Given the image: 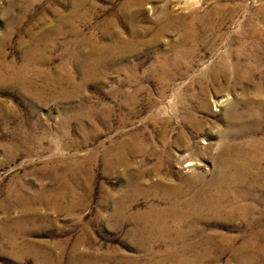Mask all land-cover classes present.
Returning a JSON list of instances; mask_svg holds the SVG:
<instances>
[{"label": "rangeland", "instance_id": "obj_1", "mask_svg": "<svg viewBox=\"0 0 264 264\" xmlns=\"http://www.w3.org/2000/svg\"><path fill=\"white\" fill-rule=\"evenodd\" d=\"M126 2L92 0L77 8L75 0H0V72L11 76L0 82V264H50L35 252L15 253L8 236L17 232L30 248L51 250L57 258L51 264H264L262 183L248 180L244 188L235 189L237 195L244 190L243 202L255 217L207 216L187 236L189 245L171 248L176 232L160 238L159 229L142 215L154 204L167 203L147 186L135 194L130 173L139 169L158 178L157 156L134 153L132 135L139 133L144 146L161 147L164 128L176 159L188 152L183 141L176 142L179 131L196 144L197 163L174 164L173 171L184 176L205 172L210 178L219 152L216 143L228 128L229 106L243 102L246 90L253 96L264 83V0H144L137 14L133 6L122 11ZM166 5L186 20L221 7L217 20L223 29L216 28L214 35L196 44L195 55L188 58L191 68L171 70V60L165 71L163 58L158 59V53L182 39L174 28L166 32L159 27L160 20L169 21L160 13ZM76 10L80 15L74 18ZM254 24L260 35H251ZM187 45L193 48L192 43ZM78 54L76 64L73 57ZM91 55L102 57L92 70L104 74L84 81L91 69L86 63L94 60ZM237 62L242 64L239 74ZM222 66L233 74L215 81L213 72ZM187 115L203 121L197 135L184 122ZM255 135L264 140L261 130ZM248 138L250 134H244V141ZM203 141L214 147L202 148L207 147ZM123 151L125 161L132 163L130 170L126 163L112 162ZM69 160L81 165V174L70 175L72 185L81 187L79 208H67L64 200L60 211L52 200L37 194L58 186L51 166ZM167 161L159 174H165ZM20 190L25 198L36 196L37 214L20 213L16 203ZM124 196L121 216L118 201ZM43 198L46 201L41 202ZM20 217L24 223H14ZM221 235L230 241L206 243ZM177 248L185 252L184 259Z\"/></svg>", "mask_w": 264, "mask_h": 264}, {"label": "bare ground", "instance_id": "obj_2", "mask_svg": "<svg viewBox=\"0 0 264 264\" xmlns=\"http://www.w3.org/2000/svg\"><path fill=\"white\" fill-rule=\"evenodd\" d=\"M134 1L136 2V4L133 3ZM134 1L132 2V0H127V2L123 5L122 11L127 13L128 9L131 6H133L134 12L136 14H137V12H140V10L142 9L144 0H134ZM90 2H92V0H75V6L77 8H79V7L82 8V6L87 5ZM79 13L80 12H77V10H76V12L73 15L74 18L77 17L78 15H80ZM160 13H161V15L164 16V19L166 18L167 21L168 20L169 21L165 22V20H163V19L160 20V22H159L160 26L159 27L163 31H166V32L170 31L172 28H174L173 31L179 32L180 36L182 37V39L180 38L181 40H179L178 43L172 44L169 48H166L165 51L160 52L161 54L158 53L159 54V55H157V56H159L158 59L163 58L161 66L164 68L165 71H168L171 60H172L171 70L172 69L177 70V69L183 67L184 65H186L187 68H191V64L188 62L189 61L188 58L190 56L195 55L194 50H196L195 49L196 44L198 42H202L204 40V38H207L208 36H210L212 34L214 35V32H216V30H217L216 28L221 29L223 26V22L218 25L219 21L217 19H219L218 17L221 14V7H219V6L211 9L210 11H208L204 15H198L197 14L192 20H186L185 16L183 17L181 14L174 13L169 8V6H167V5L162 7ZM67 19H69V18H67ZM158 33H159V29H158ZM251 33H252L251 35H253V36L260 35L261 32H260L259 25H255V24L252 25V32ZM157 36H159V35H157ZM243 37H245V36H243ZM156 40H157V44H159L158 42H161V40H159V39H156ZM246 40L244 39V47L246 46V42H245ZM189 42L192 43L193 48H191V46L188 47L187 43L189 44ZM155 44H153V45H155ZM77 46H79V45H77ZM242 48H243V46H242ZM81 54H78L77 56L74 55L73 58H74V61L76 62V64L78 63V60H79L78 56H80ZM92 58H93V56H92ZM169 58H171V59H169ZM93 59L94 60H92L91 62H89L90 61L89 60L88 64L86 63V65H88V67L91 69H89V70H87V72H85V75H84L85 80L84 81L89 80L91 78L90 75L99 77L102 74H104L103 71L100 72V70H94V71L92 70L93 65H97V64H100L102 62L101 61L102 57L101 58L98 57L96 59L93 58ZM103 59H105V58H103ZM158 62H160V61H158ZM33 63H34V61H33ZM35 65H37V64H35ZM0 67H2V66H0ZM158 67H160V66H158ZM228 68L229 67H227V66H222L219 69L216 68L217 70L215 71V73L213 72L214 80L219 81L221 78L223 79V77L226 78V77L231 76L233 74V72L231 74L229 72ZM241 68H242V64L240 62H237L235 64L236 74L240 73L238 70H240ZM231 69H233V68H231ZM3 71H5V69ZM7 78L10 79L11 76L7 75L6 73L0 72V82L1 81H4V82L8 81ZM241 78H240V80H241ZM240 80H237V82H240ZM27 83L28 82H26V84ZM49 86H52V85L50 84ZM203 90H205V89H203ZM42 94H44V93H42ZM66 94H68V93L66 92ZM46 95H48V94H46ZM245 96L246 97L244 98V100L242 99L243 102L235 101L234 103H232L229 106L228 111L226 110L227 111V117H228L227 118L228 128L224 132H222L220 141L218 143H216V146L218 147L219 152L215 158V168L212 171L210 178L207 177V174L205 172L198 173V174L194 172L193 174H191L189 176H184L182 173L173 171V169L171 168L174 164L175 165L179 164V163L183 164L184 162L189 163L188 166L193 165V164H196L197 163L196 160H198V158L196 157L195 152H194V148L196 146V144H194L195 141L192 139V137H185L184 136L185 134L182 130L179 131L178 138H177L176 142L180 143L181 141H183L184 142L183 147L186 150H188V152L183 154V155L177 156V159L175 158L176 155H175L174 151H172L169 147L171 139H170L169 134L167 133L166 129L163 128L161 130V135L163 137V142L161 141L163 143V145L161 147H159L158 145H155L154 143H150L148 145V146H150V148H148L147 145L146 146L143 145V142H142V139H141L139 133H134L132 135L133 148H131V150H133L134 153L142 152L144 154H147V153L155 154L158 158V164H159L156 167V170L158 171V175L156 174V176L158 177L157 179L151 178V175L149 173L147 174V171L145 172L144 170H139V169L135 170L133 168L134 171L130 172V173H132L131 177H133L132 178L133 179L132 189H135L134 192L136 190L142 191L141 189L146 188L144 186H147L148 191H151V193H152V191L156 192V194L158 196L160 195L159 200H162V201L167 203L166 206H164V205H160L157 202L158 204H154L151 207V209H148V210L144 209L146 211L142 215H143V218H145L146 221H148V224H150L153 228L157 227L159 229L158 233H159L160 238L161 237L167 238L168 236L170 237V232H173V231L176 232V234H174V236L171 238L172 241H170V242H172V244H170V247L173 244L177 246L179 243H184L185 245H189L190 243L189 244L185 243L187 240L186 239L187 236L190 235L192 232H194L193 230L196 229L195 228L196 225H197V227L199 226L197 223L200 222V219H206L207 216H214L215 218L216 217H218V218L224 217L227 220H234L238 216H241L242 218H244V220H246L248 217L249 218L253 217V216L255 217L253 210L250 207H248L247 205H245L243 202L244 197H245L244 196V190H243L242 195H240V194L237 195L235 189L238 186H242L244 188V183H247L248 180H252L253 182H257L259 184L262 183L264 185V140L255 135L256 132H258V130H261V132L264 133V131H262V130H264L262 128V127H264V83H261V85L259 86V90L253 96L249 92H247V90H246ZM133 101H134V103H137V99H136V101L135 100H133ZM240 104L244 105V109L241 107ZM256 104H258V106H256ZM170 122H171L170 119L165 120L166 124H168ZM184 122L188 123V125L191 126V128L195 131V135H197L199 133L200 128L203 125L202 120L195 119V118L191 117L190 115H187L184 117ZM246 133L250 134V138H248L249 140L247 142L244 141V139H243V136ZM232 137H233V139H232ZM203 143L207 144V147H202V148H207V150L212 149L214 147V144H212V143L209 144L208 142H205V141H203ZM126 156H127V154H125L124 151L119 153L116 156L115 161L112 160V162H114L113 164L115 166H119L120 163H126L127 165H129V167H128L129 170L132 169L131 161L130 162L125 161ZM166 158L168 159L169 162L167 161L168 162L167 163L168 165L166 164L167 168L163 170V171H165L164 172L165 174L161 175V174H159V172H160V170H162L163 163H165ZM80 167H81V165H79L77 163V161H75V160H69V162H63L60 165L55 164V165L51 166V174L52 175L54 174L58 177L59 184L51 192L46 193V194L44 192L39 193V195L37 194V197L43 196L47 200V202L52 200L54 208L55 209L57 208L60 211L64 210L62 207V202L64 200L66 202L68 201L67 202L68 203L67 208L69 206L70 209H72V210L76 209L78 207V201H79L78 198L80 196L79 194H80L81 187H79L78 184L75 185L77 187H74L72 185V182L70 181V175L72 173H73V175L80 173V171H81ZM112 167H114V166H112ZM61 169H63V170H61ZM148 175H149V177H148ZM16 192H17V195H16L17 202L16 203L19 205L20 213L22 215L30 214V213L37 214L38 210H37V206H36V202H37L36 196H33L32 198H25V196L23 195L24 192L22 190H20L19 192L18 191H16ZM127 194H128V192H127ZM131 194L132 193H130V195ZM135 194H136V192H135ZM241 196H243V197H241ZM44 198L41 199V202H44V201H42V200H45ZM124 199H125V196L123 197L122 200L118 201L119 205L117 208L118 209L117 212H119V214L124 213V209H125V207H124L125 200ZM38 207H39V205H38ZM140 212L141 211H139L135 214H138ZM142 215H141V217H142ZM24 220H25V218L20 217L14 223L23 224ZM140 220H142V219H140ZM254 222H257V221L254 220ZM142 226H144V225H142ZM136 230H137V228H136ZM137 231H139V228ZM146 231H149V230H146ZM153 233H152V235H153ZM147 236H148V234H147ZM213 236L206 239V243H212V242L214 243L218 240L221 242H225L227 240L230 241V237L227 235H221V236H219L220 237L219 239H215ZM8 237H9L8 242L11 244V247L17 249L15 252L17 254H20V253L27 254L30 252H35L37 257L42 258L45 262L50 263V264L54 263L57 259L51 250L50 251L45 250V252H42L40 249L36 250V249L30 248L29 244H27L26 242H22L20 240V237H21L20 232H17L14 235L12 234V236H8ZM205 238H207V237H205ZM146 240L147 239H145V241ZM249 245H250V242H249ZM174 248H176V247H174ZM177 249H175V250H177ZM32 250H34V251H32ZM73 250H75V248ZM184 253L178 249L179 255L178 254L177 255L180 258L184 259ZM196 254H198V253H196Z\"/></svg>", "mask_w": 264, "mask_h": 264}]
</instances>
